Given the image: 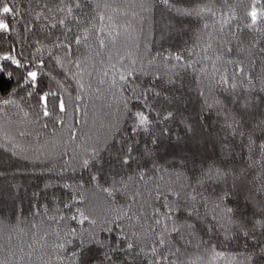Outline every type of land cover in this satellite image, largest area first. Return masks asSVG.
<instances>
[{
    "label": "snow or ice",
    "instance_id": "1",
    "mask_svg": "<svg viewBox=\"0 0 264 264\" xmlns=\"http://www.w3.org/2000/svg\"><path fill=\"white\" fill-rule=\"evenodd\" d=\"M185 2L130 0L127 6L114 8L108 0H0V111L16 107L28 116L22 105L36 97V105H28L36 110V119L48 118L63 124L59 113L67 114L66 102L58 92L44 90V78L56 80L53 72L61 74L57 69L71 72L73 78L81 75L87 60L93 58L87 55L93 52V45L99 49L94 57H99L121 35L115 17L129 11L137 16L139 13L134 10L137 6L140 13L159 4L177 16L217 15L211 2L193 8L179 6ZM234 21L237 26L232 31ZM218 23L222 39L227 28V43L237 41L235 49L226 48L227 54L236 51L244 57L224 61L225 51H221L213 60L211 81L218 96L212 104L206 102V107H215L217 114L223 116L222 128L229 138L210 139L205 134L198 139L194 124L186 123L185 117L178 118L177 112L157 109L151 104L150 97L161 95L157 91L158 82L163 79L159 72L150 81L138 84L136 80L141 73L134 67L122 65L120 71L115 64L111 65L113 86L118 76L122 91L129 93L122 101L126 117L122 122L131 124L122 131L118 120L113 125L114 131L103 140L63 160L58 168L46 167L44 183L31 189L23 187V195L19 183H0V225L5 223L7 214L9 224L13 217L15 225L27 224L34 238V243L26 246L9 243L5 249L0 245V264H31L34 256L43 260L45 255L50 264L51 253H55L58 264H185L181 257L193 241H197L198 248L210 250L213 261L227 260L231 264L242 258L240 264H264V118H256L254 122L246 119L257 113L264 117V0H235L221 13ZM244 32L254 39L245 42ZM157 56H162L165 62L175 60L173 68L193 67L180 52L167 55L158 52ZM221 61L233 66L231 73L227 67L223 71L216 67ZM256 80L261 87H256ZM77 83L83 89V83L79 80ZM167 85L175 87V81L169 77L159 86L167 90ZM50 97L55 98L51 107ZM132 99L137 104L129 107ZM169 122L181 127L184 135L173 133ZM43 127L47 128V123ZM153 129L159 130L158 136ZM142 133L150 139H136ZM70 135L73 140L77 138L75 131ZM161 137H167L169 145ZM4 139L11 147L0 144V149L10 157L18 156L14 151L17 145L10 137ZM181 142L185 146L211 142L214 151L218 150L219 161L197 165L193 156L189 169L187 154H173L167 170L170 178L173 171L176 173L175 179L162 183L161 176L156 181V173L166 171L160 162L170 155L169 147ZM237 157L243 162L242 167H236ZM4 163L0 157V178L10 174ZM253 172L256 175L249 180ZM11 174L15 181V173ZM40 178L43 179V174ZM150 181L155 182V187L149 189L145 199L140 186H147ZM208 185H214L210 195H206ZM89 189L99 190L109 199L123 196L125 203L98 217L85 208V192ZM241 197L243 211L225 205V201L232 200L239 205ZM209 202L213 203L211 218L207 211L201 212ZM85 224L87 228L80 227ZM15 225L9 229L10 233L28 235ZM217 231L226 242L234 241L239 251L218 250L210 239H203L204 235ZM37 236L42 242L39 250L35 246ZM52 237L54 240L49 244ZM14 238L9 235V242ZM222 247L227 248V243ZM38 251L40 255H36Z\"/></svg>",
    "mask_w": 264,
    "mask_h": 264
},
{
    "label": "trees",
    "instance_id": "2",
    "mask_svg": "<svg viewBox=\"0 0 264 264\" xmlns=\"http://www.w3.org/2000/svg\"><path fill=\"white\" fill-rule=\"evenodd\" d=\"M208 2L212 3L217 13L216 17L177 16L175 13L170 14L167 9L159 4H155L151 11L144 13H140L137 6L134 9L139 13L137 16L131 15V11H129L126 15L115 17V24L121 35L116 38L114 45L110 44L109 48L102 51L99 57H94V52L99 49L96 45H93V52L87 53L93 58L87 60L85 70L81 75L73 78L71 72L57 69L61 74L57 76L56 72H53L56 80L44 78V90L58 92L66 102L67 114L59 113L64 121L63 124H56L54 120L48 118L37 120L36 110L28 106L29 104L36 105V97L28 99L22 105L24 111L29 113L28 116H24L16 107L0 111V144L10 148L11 144L4 139L5 136L10 137L12 143L17 145L14 151L18 153V156L10 157L9 154L0 149V157L5 162L4 168L8 169L10 173L5 178H0V183L7 184L9 181L19 183L22 185L21 195H23V187L31 189L36 184L42 185L44 183V180L47 179V173L44 172L46 167L50 168L52 165H57L58 168L63 160L69 159L74 154L79 155L84 148L98 140H103L114 131L113 125L118 120L121 121L119 127L122 131L131 124V121H129V125L122 122L126 119L122 101L129 93L122 91L118 76H116L117 82L113 86L114 70L111 68L113 64L120 71H123L122 65L134 67L137 72L141 73L140 78L136 80L138 84L150 81L151 77L159 72L163 76L157 86V91H160L161 95L150 97L151 104H154L157 109L163 107L165 110L177 112L178 118L181 115L185 117L186 123L194 124L198 139L205 134L209 135L210 139H228L229 137L226 136L222 128L224 124L223 116L217 114L215 107L211 109L206 107V102L212 104L218 96L217 90L212 88L211 81L215 57L221 51H225L224 61L244 59L236 51H233L231 55L227 54L226 48L232 47L235 49L237 41L232 40L230 44L227 43L229 32L227 28H225L223 39L221 38L222 34L218 31V21L221 13L226 12L235 0H186L185 3L179 6L193 8ZM108 3L114 8H122L127 6L130 0H108ZM141 17L143 18L141 19ZM206 24L208 25L207 28H205ZM236 26L237 22L234 21L232 31L236 30ZM243 37L245 42L254 39L247 32L243 33ZM14 38L18 37L14 35ZM209 44H211V48L208 47ZM158 52L164 55L169 52H180L184 57V61L191 62L193 67L181 68L177 66L173 68L172 65L177 62L175 60L165 62L162 56H157ZM206 56L208 59H205ZM153 57H156V59L153 60ZM133 61H135V64L132 63ZM150 61L151 63H149ZM216 67L221 71L227 67L229 73L233 70L232 65H225L222 61L217 62ZM72 71H76V69L73 68ZM106 71L107 76L105 75ZM256 71L259 73V66H257ZM144 73H147V75ZM169 77L175 81V87L167 85V90H165L159 85H163ZM78 80L83 83V89L79 87ZM56 81L60 83L58 84ZM255 83L257 88L262 86L259 80H256ZM201 92L204 93L203 96L200 95ZM77 96L80 98L76 99ZM49 100L51 107V102L55 98L50 97ZM133 104H137L135 99L129 101V107H132ZM77 108L79 111H76ZM256 118L264 117H260L258 113L255 116H246V119L253 122ZM45 123L48 125L47 128L43 127ZM160 127L162 128L164 125L161 124ZM168 127L172 129L173 133L184 135L181 127L176 123L169 122ZM72 131L77 133V138L74 140L70 135ZM153 131L157 136L159 135L158 129H153ZM189 136H191V133H189ZM136 139H150V137L142 133ZM161 139L165 145H169L170 142L167 137H161ZM239 139V136H237L236 140L239 141ZM65 153L67 155H64ZM169 153L167 159L160 162L166 171L157 172L156 181H160L161 176H163L162 183H168L175 179L176 173L173 171L170 178L167 170L173 159V154H187L189 156V169L192 167L193 156H195L197 165H200L201 162L208 164L212 160L219 161L218 150L214 151L211 142L207 145L201 143L199 146L191 143L185 146L181 142L177 146L169 147ZM242 163L237 157L236 167H242ZM11 173H15V181H13ZM42 174L43 179L40 178ZM191 174L189 172V175ZM255 175L256 172L251 173L248 179L251 180ZM140 187L143 189L146 199L149 189L155 187V182L150 181L147 186L142 184ZM213 188L214 185H208L206 195H210ZM216 191H219V189H216ZM85 197V208L101 218L109 210L114 211L125 203L123 196L109 199L105 193L93 189L86 191ZM225 205L233 208L239 207L240 211H243V197H241L239 205L234 200L225 201ZM24 209L27 215V200H25ZM204 211H207L209 218H211L213 203L209 202L207 209L201 208V212ZM247 214L251 215L250 208ZM8 218L6 214L5 223L0 225V229L3 230L2 235H0V245H3L6 249L9 243L25 246L34 243V238L27 224L15 225L14 217L11 218L12 223L9 224ZM14 225L18 230L23 229V232L28 233V235L10 233L9 229ZM72 226L77 227L75 224ZM80 227L87 228L88 225L85 224ZM9 235L15 236L11 242L8 240ZM203 239H210L212 244L218 246V250L239 251L236 243L234 241L226 242L223 234L219 231L206 234ZM35 240L37 241L35 246L39 250L42 242H39L38 236ZM52 240H54V237L49 239L48 243L51 244ZM225 243H227V248L222 247ZM210 247L211 245H209V249ZM48 252L51 253V249H48ZM36 255H40V252L38 251ZM51 255L53 258L50 264H58V261L54 259L55 253H51ZM181 259L185 264H229L227 260L213 261L210 250L206 251L203 246L198 248L197 241H193ZM241 259L238 258L236 261H232L231 264H240ZM48 260L47 255L43 257V260L36 259V256H34L31 264H47Z\"/></svg>",
    "mask_w": 264,
    "mask_h": 264
}]
</instances>
